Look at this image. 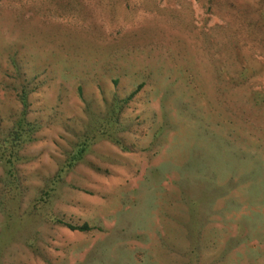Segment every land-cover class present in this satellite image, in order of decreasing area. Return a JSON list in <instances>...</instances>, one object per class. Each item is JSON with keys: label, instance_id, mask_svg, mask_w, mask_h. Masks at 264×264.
Here are the masks:
<instances>
[{"label": "rangeland", "instance_id": "374dc122", "mask_svg": "<svg viewBox=\"0 0 264 264\" xmlns=\"http://www.w3.org/2000/svg\"><path fill=\"white\" fill-rule=\"evenodd\" d=\"M75 1L57 14L48 0H0V68L10 49L25 50L65 85L60 107L52 88L37 94L47 110L34 115L52 123L22 152L18 189L0 159V264H264V0ZM143 76L133 113L161 96L169 121L158 153L100 139L40 202L69 147L61 119L79 114L77 87L109 93L119 78L124 94Z\"/></svg>", "mask_w": 264, "mask_h": 264}, {"label": "trees", "instance_id": "16d2710c", "mask_svg": "<svg viewBox=\"0 0 264 264\" xmlns=\"http://www.w3.org/2000/svg\"><path fill=\"white\" fill-rule=\"evenodd\" d=\"M48 1L55 6L53 8L51 5L57 14L69 13L74 7L73 4L76 5L75 0ZM120 1L125 2L127 6L129 5L127 0ZM145 2V6L155 8L156 0ZM33 60L35 59L31 58L25 50L22 52L12 48L7 52L5 60L7 67L5 69L0 68V91L6 97L11 98L16 105L14 108L8 109L0 97V159L11 178L10 184H14L17 189L19 188L20 170L18 164L24 162L25 159L30 160V157L25 156L22 152L40 140L38 133L47 127L46 124L52 123L50 122L51 113L50 116L34 115L38 111L47 110L46 102L40 109L35 107L38 103L37 94L44 87L52 88L59 94L57 106L60 107V104L63 103L62 90L65 89L62 82L57 83V73H60V70L57 71L54 68L57 66L52 61L48 62L47 67L40 69L39 66L32 64ZM219 62L222 61L218 60L217 63ZM215 73L218 81H225L221 73ZM144 77L142 81L124 94L115 90L118 89L119 78H113L111 82L114 91L109 93L105 92L101 85L98 86V93L95 95H87L82 86L77 87L76 95L79 103L78 111L80 112L76 116L73 114L71 117L67 116L61 119L62 128L71 135V138L65 140L69 147L63 148L64 158L58 169L52 176L46 178L45 186L40 190L38 198L40 202L49 204L50 197L58 184L62 182L63 175L83 161L90 146L100 139L109 141L125 153H133L138 150L145 151L147 155L158 153V147L164 141L162 138L164 131L161 130L162 123L169 122L168 118L164 120L165 103L161 96H158L157 109H151L149 104L143 103L142 110L136 114L133 113L135 109H139L138 101L141 100V92L147 83ZM151 80L154 79L151 78ZM156 89L158 87L153 88L152 91L158 94ZM61 112L59 110L54 113L56 115ZM70 119L75 120L76 125H72L69 122ZM156 126L159 127L152 132V138L145 146H141L139 139L146 137L148 135L147 130H152ZM61 136L63 137V135ZM55 142L57 143V141ZM94 169L99 170L97 166H94ZM37 207L36 205L33 206L34 209ZM29 213L32 211H26L23 215L29 217ZM5 215L8 220H12L19 213L14 208H6ZM19 216L21 218V215ZM48 219L70 230L88 233L94 229H99L96 226H90L87 222L72 223L57 215L48 217ZM99 230L101 231V229ZM2 233L0 230V241L1 239L4 241ZM6 242L4 241V243Z\"/></svg>", "mask_w": 264, "mask_h": 264}]
</instances>
